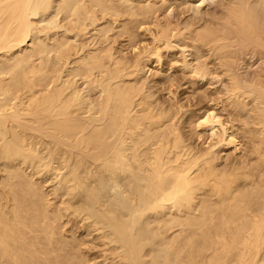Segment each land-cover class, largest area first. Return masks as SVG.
I'll list each match as a JSON object with an SVG mask.
<instances>
[{"label":"bare ground","instance_id":"obj_1","mask_svg":"<svg viewBox=\"0 0 264 264\" xmlns=\"http://www.w3.org/2000/svg\"><path fill=\"white\" fill-rule=\"evenodd\" d=\"M225 1L221 23L200 27L198 20L192 35L191 22L180 27L185 18L181 25L163 23L169 0L162 21L157 0H0V264H264V74L254 72L248 82L244 72L236 73L237 63L227 62L228 56L236 59L238 46L254 49V55L260 51L262 59L264 4L253 0L262 7L255 6L258 24L254 4ZM60 28L84 37L91 31L83 43L90 48L78 55V41L72 43ZM139 31L151 40L142 34L137 39ZM117 36L125 43L117 45ZM171 37L209 47L226 79L227 96L218 93L216 106L198 118L188 115V129L208 128L224 151L243 153L246 145L250 163H236L234 154L236 162H228L225 153L218 164L215 145L201 151L186 130L181 133L178 102L162 107L153 99L152 108L145 101L152 94L142 90L146 84L141 87L137 78V85L125 82L143 61L148 67L149 56L159 62L164 50L165 55L182 44L179 39L172 45ZM186 52H178L180 59ZM202 63L193 77L208 74L209 64ZM217 105L219 113L227 109L226 116L224 110V117L216 113ZM241 116L248 119L237 123ZM48 181L52 185L45 188Z\"/></svg>","mask_w":264,"mask_h":264},{"label":"rangeland","instance_id":"obj_2","mask_svg":"<svg viewBox=\"0 0 264 264\" xmlns=\"http://www.w3.org/2000/svg\"><path fill=\"white\" fill-rule=\"evenodd\" d=\"M143 1V0H142ZM161 0H157V6L161 3L162 5H160V11L157 13V16H158V18L160 17V20L162 21V16H163V14L162 13H160L164 8H165V6L167 5L166 4V0H164L163 2H160ZM171 1V2H170ZM181 1H182V3L183 2H186L184 5H185V7L183 8V4L181 3ZM202 1V2H201ZM225 0H189V2H188V0H177V2L176 1H173V0H169V3H171V5H169L170 7H168V5H167V7L164 9V10H166V9H168V10H166V12H164V10L162 11L163 13H166L165 15H164V17H163V23L164 22H170L171 24L173 23V25H175L174 24V22L177 24V23H179V21H183L184 20V18H185V20H184V22H182V24H184L185 23V25H181V22L179 23L181 26L180 27H182L184 30L187 28V27H189V23L191 22V25L193 26L192 28L194 29V30H192V28L191 27H189L190 29L189 30H191V33H192V35H193V33L195 34V29L196 28H200V27H202L201 25H203V24H207V23H209V22H213L212 24H215V22L216 23H221V15H222V13H223V6H224V4H225V2H224ZM253 1V0H252ZM158 2H160V3H158ZM168 2V1H167ZM175 4H174V3ZM181 3V4H179V3ZM193 2V3H192ZM200 2V3H199ZM228 2H229V0H227V4H228ZM244 2H245V0H244ZM244 2H242V3H244ZM249 2H251V0H247V4H249V5H253L251 8H252V10L254 11L253 13H252V11H251V13L252 14H254V15H256V14H259V11L258 10H256V13H255V6H256V9H257V7H258V9L259 8H262V7H260V6H257V5H255V1H253L252 2V4L251 3H249ZM258 2V1H257ZM261 2H262V0H261ZM189 5H188V4ZM246 3L244 4V6H246ZM259 3H260V1L258 2V5H259ZM163 4H165V6H164V8H162V6H163ZM178 4H179V8H176V10H175V7H178ZM257 4V3H256ZM263 4H264V0H263ZM173 5V6H172ZM183 5V6H182ZM199 5V6H198ZM217 5V6H216ZM181 6V7H180ZM191 6V7H190ZM216 6V7H215ZM222 6V7H221ZM226 6V5H225ZM264 6V5H263ZM254 7V8H253ZM180 8H182L183 10H179ZM187 8H189V9H187ZM192 8V9H191ZM198 8H199V10H198ZM201 8V9H200ZM214 8H215V10H214ZM219 8V9H218ZM246 8H250V7H248V5L246 6ZM162 9V10H161ZM186 9H187V12H186ZM190 10V11H189ZM197 10H198V12H202V14L204 15V17L202 16V15H200V13H196L197 12ZM219 10H220V12H219ZM251 10V9H250ZM180 11V12H179ZM181 12H183V15H182V13ZM186 12V13H185ZM209 12H210V14H211V12L213 13V14H215L213 17H212V15L213 14H211L210 16H211V20H210V18H208L209 17ZM262 12V13H261ZM264 7H263V10H260V14H259V16L261 17L260 19H261V21H262V19H263V15H264ZM179 13H181V14H179ZM189 13V14H188ZM192 13V14H191ZM205 13V14H204ZM207 13V14H206ZM158 14H160L161 16H159ZM186 14H188V15H186ZM198 14H199V17H198ZM217 14V15H216ZM182 17H181V16ZM191 15H192V17H191ZM197 16L196 17V19H195V16ZM165 16L167 17V21H165L166 20V18H165ZM178 16V17H177ZM179 16H180V18H179ZM184 16V17H183ZM188 16V17H187ZM207 16V17H206ZM171 18V20H168L169 18ZM191 17V18H190ZM194 17V18H193ZM201 17V18H200ZM257 17V18H256ZM164 18H165V20H164ZM181 18H182V20H181ZM187 18H189V19H187ZM198 18V19H197ZM202 18L203 19H205V20H202ZM214 18V19H213ZM255 18L256 19H259L258 18V16L256 15L255 16ZM175 19V20H174ZM176 19H179V20H176ZM186 19H187V23H188V26H186ZM200 19L203 21V23H202V21H200ZM260 19H259V22H258V24H261L262 22L260 21ZM189 20V21H188ZM191 20H194L195 22H196V24H195V22L194 21H191ZM198 20H199V22H198ZM208 20V21H207ZM210 20V21H209ZM214 20H215V22H214ZM177 21V22H176ZM206 21V22H205ZM220 21V22H219ZM197 22H198V25L200 26H198L197 25ZM205 22V23H204ZM194 23V24H193ZM200 23V24H199ZM202 23V24H201ZM190 25V26H191ZM216 25V24H215ZM261 25H264V23L263 24H261ZM261 25H260V29L261 30H264L263 28H264V26H262L263 28H261ZM183 26H185V27H183ZM195 26H197L196 28H194ZM89 28H91V27H89ZM198 29H196V30H198ZM56 30V32H57V34L58 33H60V32H62L63 34H64V32H65V30L64 31H62V29L60 28V32L58 31V29H55ZM55 30H52V31H55ZM88 30V29H87ZM87 32V31H86ZM84 33L83 35H85L86 34V39H89V37H90V34H91V31L89 32V30H88V32L87 33ZM188 32H190V31H188ZM61 33V34H62ZM67 34V37L69 38V39H71L70 41H72V43H74V39H75V42L76 41H78L79 42V44H78V42H76V46H77V49H81L82 50V52L80 53V51H79V54L78 55H81L82 53L84 54L85 53V51H87L88 50V45H87V43H88V40L86 41L85 40V37L84 36H80V35H74L72 32H71V34H73V36L70 34V33H67V32H65V35ZM68 34L69 35H71L72 36V38H71V36H68ZM87 34H89V35H87ZM92 34H93V30H92ZM141 34L143 35L142 37H146V38H148V39H144V41H150L151 39L148 37L149 35H147L146 36V33H141L140 31L138 32V36H137V39H138V37L140 36V38H139V40H141ZM74 36H75V38H74ZM78 36H79V40H81V42L78 40ZM80 37H81V39H80ZM119 36H117V40H118V42L116 43L117 45H119L120 46V44H124L125 42H124V40H123V38L121 37V39H122V43H120L121 42V39H120V37L118 38ZM82 38H84V40L82 39ZM91 38V37H90ZM174 38V37H173ZM172 37H171V39L169 40L170 42H174L175 44H178V42H179V39L180 38H177V40H175V38L173 39ZM142 39V40H143ZM150 39V40H149ZM173 39V40H172ZM233 40H235L236 41V39L235 38H233ZM232 40V41H233ZM87 42L86 44H83V43H85V42ZM175 41H177V43L175 42ZM180 41H182L181 43L182 44H180V42H179V44H178V46L177 45H175V48H174V46H173V49H169V51L168 50H166V52L168 51V53H165V55H164V52H165V50H164V52H163V49L161 50V52H163V53H161V58L159 59L160 61L159 62H156V58L154 57V59L152 58V56H149L150 58H148V60H149V62H148V64L149 65H147L148 67H146V63L147 62H145V61H143V65L141 64L140 66H139V68H138V70L134 73V74H132L131 76H129V77H124V79H125V82H128V81H131V83H133L134 82V80H136L135 78H137V79H139V80H137V81H139V83H138V85L139 84H143L144 83V85L146 84V88L147 89H144V87H143V93L145 92V93H147L146 91L147 90H149V94H152V95H150L151 97L150 98H148V97H145V101L148 103V105L150 106V107H157V106H162V105H164L165 104V106H166V104H168V102H169V104L170 105H168L167 107H170V106H172V104H171V101L173 102V101H175L174 103V105L176 106L177 105V102H178V106L181 108L180 110L181 111H183V112H181L180 110L178 111V113H177V116H176V118H178V120L176 121L177 122V125H178V123H179V126L178 127H183V131L181 130V128H180V131H181V133H183L184 134V130H186L187 131V136H186V138L187 137H189V135H190V137L192 138L191 140H189V142H192V141H194V140H196V141H194V142H192V144H194V147L195 146H197V149H200L201 151H204L203 150V148L205 149V145H208V143H209V146L210 145H215V146H213L214 148H213V151H214V153H216V155L215 156H217V154H218V157H217V163L218 164H222V162H223V156H224V159L227 157V156H229V160H228V162H230L231 161V158L232 159H234L233 158V154H234V156H236V158L234 159V160H238L236 163H240L241 161H243V162H247V163H250L251 162V157L249 156V153L248 152H244L245 150H244V148L246 149V145L244 146V148H243V153L245 154L246 153V156L245 155H243V156H241V151H242V149L240 150V154L237 152H234L233 150H231V149H229V150H226V151H224V148L222 147L223 146V144L222 143H215L216 142V140H214V137H210L208 134H209V132H208V128H204V129H201V130H199V129H193V128H191V130H195L197 133H199L200 135H201V138H197V136H196V133H195V131L194 132H192L190 129H188L189 128V126H190V124H191V122L188 120L187 121V118H188V115L191 117V116H193L194 115V117H196L197 116V118H198V115H199V117L200 116H202L205 112H206V110L208 111V109L209 110H211V109H213L216 105L214 104V102L217 100V98L221 95H224L225 97L227 96L226 94H224L225 93V86H224V80L226 81V79H225V77H223V75H222V72H221V68L223 69V66H221L220 65V62H219V59H217L216 58V56L213 54L214 52L211 50V49H209V47L208 46H206V47H208V48H205V46H204V48H202L203 46L201 45V43H199L200 45H201V48L199 47V50L198 49H196L195 47H196V45L197 44H194V43H197L196 41H193V44L192 43H190L192 40H187L191 45H192V47H194L193 48V50H192V48H191V46H190V44L188 45V42L186 41V39L185 40H182V39H180ZM186 41V43L185 44H187V46L189 47L190 46V48L189 49H186V48H188V47H186L185 49L184 48H182L181 49V47L184 45L183 44V42H185ZM172 42V43H173ZM118 43H120V44H118ZM139 44H140V42H138ZM142 43V42H141ZM174 43L172 44V45H174ZM236 43H237V41H236ZM75 44V43H74ZM78 44V45H77ZM171 44V43H170ZM197 45V46H200V45ZM80 45V46H79ZM141 45V44H140ZM238 44H236V46H237ZM84 46H88V47H86V49H84L85 47ZM181 46V47H180ZM233 46H235V42H234V45ZM79 47V48H78ZM84 47V48H83ZM166 47V46H165ZM172 47V46H171ZM248 47V46H247ZM244 48V49H240L239 48V46L238 47H236V51L237 50H239L238 51V53L236 52V51H234V49L232 50L231 48H230V51H234V53L235 54H237V56H238V54L241 56V58L242 59H240V56H238L239 57V60H240V62H241V60H243L241 63H242V66H239V70L241 71V69H242V73L241 72H237V70H238V60H237V56L234 54V53H232V55L234 54V57H236V59L235 58H233V56L231 57L230 56V58H229V56H228V59H230L229 61H227L228 59L226 58V61L227 62H229L230 63V66L231 67H234V64H236V69H235V71H236V73H240V74H243V72H244V75L246 74L248 77L246 78V75L244 76V79H248L249 81L248 82H250V80L253 78V76L252 75H254V72H255V75H254V77H256L258 74H261L260 76H263V74H264V62H262V61H264V60H262L263 58H264V53H262V51L263 50H261V55L263 54V56H262V59H261V56L259 57V55H260V51H259V53H256V55H254L253 53H254V49L252 50V48H251V53H250V47H248V48ZM90 48V47H89ZM168 48H169V46H168ZM198 48V47H197ZM233 48V47H232ZM166 49H167V47H166ZM200 49H201V51H200ZM204 49V50H203ZM208 49V51H210L209 53L207 52V54H208V56H209V54L211 55V57L209 56V59H208V57H206V55H205V53H206V50ZM245 49H246V51H245ZM85 50V51H84ZM183 51V53H185L186 52V50H187V52H186V55H187V59H188V61H187V59L185 58L184 60H185V64L184 65H182V64H179L178 63V61L179 60H182V59H180L181 58V56H183V54L182 55H180L178 52L180 51L181 53H182V51ZM191 50V51H190ZM78 51V50H77ZM84 51V52H83ZM197 51H198V53H197ZM255 51H256V49H255ZM258 51H256V52H258ZM172 52H173V55H172ZM191 54H190V53ZM201 53V55H202V53H204V56H201L200 55V53ZM212 52V53H211ZM240 52V53H239ZM243 52H245V54L243 53ZM248 52V53H247ZM78 53V52H77ZM193 53V54H192ZM247 53V54H246ZM82 54V55H83ZM130 54V53H129ZM162 54H163V57H162ZM168 56H167V55ZM169 54H170V56H169ZM190 54V55H189ZM242 54H244V56L242 57ZM257 54H259V55H257ZM185 55V54H184ZM230 55H231V53H230ZM164 56H165V58H164ZM171 56H172V58H171ZM175 56V57H174ZM179 56V57H178ZM200 56H201V59H199L200 58ZM177 57H178V60H177ZM185 57V56H184ZM205 57V58H204ZM171 58V60H168V59H170ZM183 58V57H182ZM198 58V60L196 61V59ZM202 58H203V60H202ZM214 58V59H213ZM243 58H245V59H243ZM147 59V58H146ZM151 59V60H150ZM213 59V60H212ZM216 59V60H215ZM167 60V61H166ZM174 60H177V62H176V64H177V67L179 66V65H181V67L179 66V68L180 69H178L177 67H176V64H175V62H174V64H173V62H169V61H174ZM184 60H182V61H184ZM189 60H191V62L193 61V62H195L196 61V64L194 65V67H193V62L191 63V65H189ZM200 60V61H199ZM204 60H205V65H208L209 64V71H211V72H209L208 71V74H209V77L207 76V78H206V75H208V74H206V75H204V76H202V79H201V77L197 74H195V77H193L194 76V72H193V70H195V68H199V67H201V63H202V61H203V65H204ZM206 60H207V63H206ZM210 60H212V61H210ZM215 60V61H214ZM234 60H236L237 62H232V61H234ZM155 61V64L156 65H154L153 64V62ZM187 61V62H186ZM180 62V61H179ZM201 62V63H200ZM233 63V66L231 65L232 63ZM247 62V63H246ZM157 63H159V65L157 64ZM171 63V64H170ZM200 63V64H199ZM218 63V64H217ZM244 63L246 64V65H244ZM263 64V67H262V64ZM160 64H161V67H160ZM169 64H170V69H169ZM145 65V66H144ZM151 65H152V69L153 70H155L153 73H156V75H154L153 76V73H152V69L150 68L151 67ZM202 65V66H203ZM211 65V66H210ZM212 65H214V66H212ZM143 68H142V67ZM150 66V67H149ZM153 66H157L156 68L155 67H153ZM160 67V69H159V67ZM168 66V67H167ZM173 68H172V67ZM187 66H188V69L190 70V72H189V70H187L186 71V69H187ZM193 68H192V67ZM197 66V67H196ZM220 66H221V68H220ZM145 67H146V69H145ZM176 67V68H175ZM185 68V70H184V72L182 71L183 69L182 68ZM189 67H191V68H189ZM219 67V68H218ZM147 68H148V71H146L147 70ZM151 70H150V69ZM162 68V69H161ZM172 68V69H171ZM177 70H175V69ZM145 69V70H144ZM159 69V71H156V70H158ZM166 69V70H165ZM212 69V70H211ZM216 69V70H215ZM233 68H232V71L234 70ZM261 69H262V71H261ZM163 70H164V72H163ZM172 70V71H171ZM219 70V71H218ZM238 70V71H239ZM144 71V72H143ZM146 71V72H145ZM179 71H181V72H179ZM260 71V72H259ZM151 72V73H150ZM171 72V73H170ZM176 72V73H175ZM185 72H187L188 73V75H186V77H184V75H185ZM216 73V77H215V73ZM256 72H258V74L256 73ZM137 73H138V75H137ZM170 73V74H169ZM190 73V74H189ZM192 73H193V75H192ZM213 73V74H212ZM163 75V77H162V75ZM184 74V75H183ZM218 74H220V76H218V77H220V79H221V81L223 82H221L220 80H219V82H218V80H215V78H217V75ZM239 74V76L240 77H242L243 75H240ZM141 75V76H140ZM166 75H169V76H166ZM172 75H176L175 77L174 76H172ZM222 75V76H221ZM237 75V74H236ZM138 76H139V78H138ZM157 76H158V78H157ZM164 76H165V78L167 79H169V81L168 82H166V79L164 78ZM171 76V79L169 78ZM191 76L193 77L192 78V81H191ZM214 78H213V77ZM143 77V80L141 79V78ZM161 77V79H159ZM199 78V79H194V78ZM250 77H252L251 79H250ZM128 78V79H127ZM164 78V79H163ZM174 78V79H173ZM211 78V79H210ZM157 79V80H156ZM167 79V80H168ZM173 79V80H172ZM219 79V78H218ZM243 79V78H242ZM127 80V81H126ZM150 80V81H149ZM154 80L156 81L155 83H154ZM175 80V81H174ZM195 80V81H194ZM133 81V82H132ZM137 81H135L134 83L136 84L137 83ZM153 81V82H152ZM161 81H165V82H161ZM174 81V82H173ZM199 81V82H198ZM217 81V82H216ZM243 81V80H242ZM158 82H160V83H158ZM173 82V83H172ZM192 82V83H191ZM193 82H194V84H193ZM196 82H198V83H196ZM221 82V83H220ZM244 82H247V81H244ZM244 82H242V83H244ZM247 82V83H248ZM130 83V82H129ZM162 83V86L160 85ZM163 83H165V85L163 84ZM168 83V84H167ZM170 83H172V85H171V87H170ZM190 83H191V85H190ZM202 83V84H201ZM246 83V84H247ZM142 84H141V87H142ZM249 84V83H248ZM248 84L246 85V87H247V89H248ZM137 85V84H136ZM163 85H164V87H163ZM167 85V86H166ZM192 85H194V86H192ZM204 85V86H203ZM220 85H222V86H220ZM244 85V84H243ZM199 86V87H198ZM245 86V85H244ZM152 87V88H151ZM167 87H168V89H167ZM224 87V88H223ZM149 88V89H148ZM245 88V87H244ZM153 91V92H150L151 90ZM169 89H170V92L172 91L173 92V94H175V96L173 97V96H171L170 94H168L169 95V97H168V95H167V90L169 91ZM173 89V90H172ZM220 89H223V91H220ZM217 90V91H216ZM166 91V92H165ZM220 91V92H219ZM248 91V90H247ZM222 92H223V94H222ZM155 93V94H154ZM166 93V94H165ZM218 93H220V95L218 94ZM141 94H142V92H141ZM148 94V93H147ZM146 94V95H147ZM207 94V95H206ZM214 94V96L215 95H217L216 97H214L213 96V98H212V95ZM252 94V93H251ZM163 95H164V97H163ZM143 96H145V95H141L140 97H141V99L143 98ZM148 96V95H147ZM171 96V97H170ZM224 96H223V99H224ZM158 97V98H157ZM166 97H168V99H170V101H168V99L166 98ZM208 97V98H207ZM210 97H211V99H210ZM149 100H148V99ZM164 98V103L163 104H161L162 103V100L161 99H163ZM172 98H173V100H172ZM174 98H176V99H174ZM196 98V99H195ZM207 98V99H206ZM249 98V97H248ZM248 98H246L247 99V102H248V104L250 105V102H249V100H248ZM250 98H252V96H250ZM249 98V99H250ZM155 100V102L156 101H160V104H158L157 105V103H156V105L157 106H154L155 105V102H154V100ZM156 99H158V100H156ZM165 100H166V102H165ZM179 100L181 101V102H179ZM194 101H195V103H194ZM212 101V102H211ZM251 101H252V103L251 104H255V102L253 103V100L251 99ZM152 102H154L152 105H151V103ZM190 102V103H189ZM208 102H210L211 103V105H210V103H208ZM203 103V104H202ZM184 105L183 107H185L186 106V108H183L182 107V105ZM194 104V105H193ZM198 104V105H197ZM200 104H201V106H200ZM192 105H193V108H191L192 107ZM207 105V106H206ZM248 105V106H249ZM164 106V107H165ZM210 106V107H209ZM211 106H213V107H211ZM222 106V105H221ZM163 107V106H162ZM166 107V108H167ZM199 107H200V110H199ZM220 107V105H217V108H215L214 110L216 111V113L217 114H220L221 116H223V114H222V112H223V110H224V116H226V111H227V109H226V111H225V108H224V106H222V108H223V110L221 109V111L222 112H218V110L220 109L219 108ZM188 108V109H187ZM198 108V109H197ZM227 108V107H226ZM249 108H250V106H249ZM183 109V110H182ZM196 109V110H195ZM203 109H204V111H203ZM189 110V111H188ZM186 111H188V112H186ZM197 111H198V113H197ZM247 112L248 111H242V114L245 116V114H247ZM186 113V114H185ZM192 113V114H191ZM194 113V114H193ZM197 113V114H196ZM200 113H201V115H200ZM181 116H180V115ZM183 114H184V116H183ZM240 115H241V112H240ZM178 116H180V117H178ZM183 116V117H182ZM223 116V117H224ZM247 117H249L248 116V114L246 115ZM186 117V118H185ZM247 117H243V116H241V118L239 119V120H237L236 122L237 123H240V121L241 120H243V119H245L246 118V120L248 119ZM180 118V119H179ZM182 118V119H181ZM197 118H193L192 120L193 121H195ZM185 119V120H184ZM183 121V122H182ZM187 121V122H186ZM235 122V121H234ZM236 124V123H235ZM185 125V126H184ZM237 125V124H236ZM188 126V127H187ZM190 127H192V125L190 126ZM186 128V129H185ZM185 131V132H186ZM188 131H189V134H188ZM201 131V132H200ZM191 133V134H190ZM202 133V134H201ZM193 134V135H192ZM184 135H186V133L184 134ZM195 135V136H194ZM240 134H238V136H239ZM190 137H189V139H190ZM208 137V138H207ZM198 140H197V139ZM205 138H206V141H205ZM211 138V143H210V139ZM240 138V140H241V137H239ZM200 140H202V141H200ZM199 141V142H198ZM196 142V143H195ZM199 145V147H198V145ZM202 144V145H201ZM222 144V145H221ZM217 145H221V146H217ZM201 147V148H200ZM203 147V148H202ZM220 147V148H219ZM207 148H208V146H207ZM206 148V149H207ZM216 148V151L218 152V151H220L219 153H217V152H215V149ZM205 149V150H206ZM220 149V150H219ZM222 150V151H221ZM232 151H233V153H232ZM231 152V153H230ZM227 154V156H226V154ZM242 153V154H243ZM220 154H222V155H220ZM224 154V155H223ZM237 154H239L240 155V157H243V159L241 160L239 157H238V155ZM220 156H221V158H222V160H218V158L220 159ZM231 157V158H230ZM237 157H238V159H237ZM239 160H240V162H239ZM225 162H226V160H225ZM231 162H234L233 160L231 161ZM234 162V163H235ZM48 183H49V181H48ZM48 183H46L45 184V188H47L48 186L49 187H51V185H52V182L51 183H49V185H48ZM91 252L92 253H95V250H93V251H90V254H91Z\"/></svg>","mask_w":264,"mask_h":264}]
</instances>
